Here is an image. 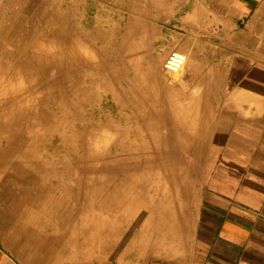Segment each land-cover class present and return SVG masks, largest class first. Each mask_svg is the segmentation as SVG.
I'll list each match as a JSON object with an SVG mask.
<instances>
[{
  "label": "bare ground",
  "instance_id": "obj_1",
  "mask_svg": "<svg viewBox=\"0 0 264 264\" xmlns=\"http://www.w3.org/2000/svg\"><path fill=\"white\" fill-rule=\"evenodd\" d=\"M14 1L8 7L21 9L20 13L16 11L22 16L20 22L0 20V135L7 143V148L0 150L2 160H20L18 129L30 116L34 115L43 127L53 123L46 111L49 100L55 99L65 107L82 99L85 91L64 79L68 73L74 75L75 67L88 66V81L94 76L99 79L100 88L115 101L117 99L123 112L127 108L132 113L136 125L124 128L121 122L118 124L107 117H103V125L91 121L84 138L82 158L70 160L69 168L75 169L71 180L64 185L67 191L64 195L53 196L58 189L41 183L53 174L54 167L49 166L43 156L38 160L36 152L23 153L25 173L33 184L40 180L35 184V201L41 210L53 213V222L62 240L70 241L73 236L81 235L89 246L93 241L107 242L116 236L122 211L130 209V215L136 216L143 208L148 214L140 228L133 232L131 244H143L151 249V222L156 213L155 205L142 203L145 184L161 183L163 196L184 194L176 188L177 183L173 186L170 167H174L175 155L172 153L185 152L189 135L197 132L201 124H211L212 120L211 113L204 114L211 102L203 111L210 93H203L199 79L191 81L188 78V82L182 77L193 64L189 57L179 52L174 54L172 57L179 59L177 68L168 64L172 57L165 62L162 57L156 65L142 63L154 36L158 35L153 18L160 15L152 14L154 7L168 9L176 0H114L121 9L116 12L109 6L110 10L124 14L123 18L128 20L118 50L112 55L106 50L92 48L90 41L88 44L87 39L76 35L68 13L50 10L49 6L43 10V15L48 25V31H44L50 34L39 39L41 30L38 31L35 21L31 20L33 10L25 9L24 0ZM123 6L129 11L123 12ZM41 10L34 12L38 14ZM203 15L202 11L195 10L187 18L197 32ZM144 16L152 19H142ZM181 77L183 82L179 83ZM191 82L194 83L189 86ZM91 89L88 85V94ZM154 127L166 129L167 133L159 141L143 139L147 133L150 137L148 131ZM110 144L117 148L114 156L106 152ZM155 193H160L158 187ZM167 214L164 208L163 218ZM3 247L21 264H27L18 250ZM0 264L16 263L1 254Z\"/></svg>",
  "mask_w": 264,
  "mask_h": 264
},
{
  "label": "rangeland",
  "instance_id": "obj_2",
  "mask_svg": "<svg viewBox=\"0 0 264 264\" xmlns=\"http://www.w3.org/2000/svg\"><path fill=\"white\" fill-rule=\"evenodd\" d=\"M185 1H173L168 9L160 8L158 5V7H154L155 11L152 14L161 16L153 18L156 21L158 35L154 36L150 49L148 47L147 55L142 60L143 65H156L162 57L165 62L177 52L192 60V55L195 54L194 51L197 48H201L204 53L200 57L203 63H212L213 48L219 46L218 24L208 22L207 18L208 16L210 19L212 18L216 8L202 6L205 20L203 25L200 24V31L197 32L194 29L195 25L187 19L188 17L184 18L182 23L169 22L171 18L181 20V16L187 10L189 12L196 10L192 0H189L188 8H182L181 4ZM9 3L13 5L15 1L0 0V20L8 19L20 22L22 16H19L20 14L17 12L20 13L21 9L19 7L10 8L8 7ZM23 5L25 9L33 10L31 20L35 21L38 31L41 30L38 34L39 39L47 38V35L50 34L47 32V17L43 15V10L49 6L50 10L68 13L77 30L76 35L83 40L87 39L88 44L90 41V45L96 51L106 50L110 55L118 50L121 33L128 20L127 17L123 18L124 14H115L110 10L109 6L116 12L121 9L114 0H24ZM36 9L42 10L35 14L34 10ZM122 11L126 13L129 9L127 6H123ZM143 11L144 9H142ZM148 18L152 19L150 16L142 17V19ZM156 69L158 71V68ZM193 74V71L191 73L186 69L182 77L185 76L186 80L189 78L191 81H195ZM88 75V66L75 67L74 75L69 73L65 75L66 82L77 85L78 88L85 91V94L78 102L69 103L65 107L56 103L55 99L49 100L46 111L53 122L49 126L43 127L34 115L30 116L26 123H21L18 129L20 160L13 159L10 162H5L0 155V255H6L16 264H21L2 247V245H6L18 250V254L27 264H163L164 256L165 259L169 258L165 262L170 264L172 263L170 258L172 236L170 232H167L165 225H158L155 229L153 248L149 249L143 244L136 246L131 244L133 232L140 228L147 217L146 209L142 208L136 216L135 214L130 215V209H125L120 215L115 238L102 243L93 241L89 246L81 235L73 236L70 241L62 240L58 236V229L53 222V213L41 210L35 201V184L40 180L33 184L25 173L24 152L33 154L36 152L38 160L43 156L49 166L54 167L53 174L45 177L41 183L53 185L54 189H58L54 191L53 196H61L67 193L64 185L71 180L72 171L75 169L74 167L69 168L70 160L81 159L84 154V138L88 133V125L91 121L103 125L105 122L103 117H107L118 124L121 122L123 127L125 126L124 128H133L136 125L132 113L127 108L123 112L122 106L116 102L117 99L115 101L112 96L100 88L99 79L94 76V79L89 82ZM182 77L178 79L179 83L183 82ZM193 83H189V86ZM88 85L92 87L89 94ZM206 95L208 94L206 93ZM204 127L205 131H208L209 125ZM148 132H150V137L147 133L143 139L155 138L156 141H159L167 133L166 129L160 127H154ZM1 136L0 150H4L7 148V143ZM7 138L10 139L9 134ZM209 138V136H197L192 133L187 138L188 151L172 153L175 155L173 157L174 167L173 169L170 167L173 186H177L176 188L186 193L188 197H196L202 192L203 174L210 170L201 166L204 163L207 139ZM143 139L140 138L141 142ZM106 152L110 156H114L117 153V148L111 147L110 144L106 146ZM148 183L145 184V187L143 186L144 194L141 198L145 205L163 199L161 192L164 186L154 181ZM175 183L178 185L175 186ZM155 186L160 189V193H155ZM168 243L169 247L163 245ZM17 245L20 246L16 249Z\"/></svg>",
  "mask_w": 264,
  "mask_h": 264
},
{
  "label": "crops",
  "instance_id": "obj_3",
  "mask_svg": "<svg viewBox=\"0 0 264 264\" xmlns=\"http://www.w3.org/2000/svg\"><path fill=\"white\" fill-rule=\"evenodd\" d=\"M192 2L198 11L215 7L208 22L218 24L212 63H203L197 48L190 67L203 93H210L203 111L211 102L204 114H212V123L193 134L210 137L201 165L210 170L196 197L170 194L152 204L150 247L155 229L165 225L172 236L170 264H264V0ZM191 13L169 22L182 23Z\"/></svg>",
  "mask_w": 264,
  "mask_h": 264
},
{
  "label": "built area",
  "instance_id": "obj_4",
  "mask_svg": "<svg viewBox=\"0 0 264 264\" xmlns=\"http://www.w3.org/2000/svg\"><path fill=\"white\" fill-rule=\"evenodd\" d=\"M168 64H169L171 67H175V68H177L178 65H179V59H177V58H175V57H172V58L169 60Z\"/></svg>",
  "mask_w": 264,
  "mask_h": 264
}]
</instances>
